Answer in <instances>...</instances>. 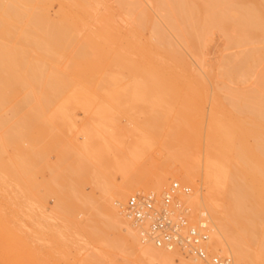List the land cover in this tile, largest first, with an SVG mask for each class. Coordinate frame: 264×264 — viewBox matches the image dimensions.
<instances>
[{"label": "bare ground", "instance_id": "bare-ground-1", "mask_svg": "<svg viewBox=\"0 0 264 264\" xmlns=\"http://www.w3.org/2000/svg\"><path fill=\"white\" fill-rule=\"evenodd\" d=\"M53 1L0 0V182L13 179V194L37 207L42 183L57 198L56 216L43 213V205L41 214L30 215V227L18 215L34 210L23 211V201L3 186V205L14 213L0 205V264H68L70 243L81 239L96 249L76 255L73 264H103L118 251L119 264H210L158 246L126 214L128 194L163 189L172 178L190 183L180 202L194 224L207 225L211 253L228 256L230 264H264V129L241 125L236 150L234 117V82L256 69L264 91V0H113L116 10L110 0H59L55 14ZM217 31L243 53L219 64L218 88L227 95L215 98L207 119L208 81L179 42L201 59ZM240 108L264 121L263 108ZM76 109L90 120L77 128L80 143L67 137L76 129ZM122 117L146 135L122 142L121 131H132ZM205 125V152L196 159L191 150ZM114 140L122 146L109 155ZM155 143L168 153H152ZM52 151V178L40 182L36 173L49 165ZM109 160L122 178L111 189ZM87 177L101 198L74 186ZM73 196L81 201L78 214Z\"/></svg>", "mask_w": 264, "mask_h": 264}, {"label": "rangeland", "instance_id": "rangeland-1", "mask_svg": "<svg viewBox=\"0 0 264 264\" xmlns=\"http://www.w3.org/2000/svg\"><path fill=\"white\" fill-rule=\"evenodd\" d=\"M113 0H110L108 3H109V6L111 7L112 6V9L116 10L117 7H118V4L117 2L113 1V3H110L112 2ZM60 7V2L59 0H54L53 1V4H52V7H51V12L54 13L55 11L58 12V9ZM55 12V13H57ZM54 13V14H55ZM127 26L129 27L130 25L127 24ZM218 32V31H217ZM215 32L213 34V36L209 39V41L207 42V45L205 46L204 48V55L203 57L200 59L199 57H197L196 55H194V53L192 52V50H190L188 48V46H186L185 44L179 42L178 38H176V40L179 42L180 44V47L182 49V51L186 54V56L188 57V59L194 63V66H197V67H201V71L203 73V76L207 79L208 81V101L206 103V114H207V119L211 113V110L213 108V104H214V100L217 96L221 97L222 99H225L226 98V90L222 89V88H218L219 85H221L222 81H223V78L222 76L220 75L221 73V70L219 68V64L222 62V60L224 59L225 56H227L228 54H231V53H235L236 55L240 56L243 52L241 50L240 47H230L228 46L227 44V41H226V38L222 35H220V33L218 32ZM145 36L149 37V32L145 34ZM175 37V36H174ZM247 78H243L241 80H237L236 83L234 82V103H235V107H234V117H235V123H236V132H237V136H236V150H238L237 148L239 147L238 144H240L239 142V137H240V130H241V125L245 124V125H251V124H256L258 123L259 124V130L260 131H263L264 129V121L262 119H259L258 121L255 119L254 115L252 114L251 117H249V113H246L244 112L243 110H241L240 106L242 105H253L255 106L256 108H259L261 107V109L263 108L264 109V91L262 89V87L258 84L257 82V78H258V71H255L252 70V72H250L249 76L247 75L246 76ZM259 103V104H258ZM260 105V106H259ZM75 115L76 118L75 120V123L77 125H75L76 129L74 130L73 129V132L72 131H67V137H70V136H75L76 137V140L78 143L82 142L84 140V134L80 131V129H77V128H81L84 124H87L89 123V114L83 110V109H76L75 110ZM78 115V116H77ZM75 117V116H74ZM144 116L142 115L141 118H143ZM78 120V121H77ZM123 126L127 127V128H131L132 131H127V130H124V131H121V138L122 139V142H132V140L136 139V138H139V137H143L144 135H146L144 133V131L142 129H140L139 127L135 128L136 126V122L127 118V117H122L121 118V122H120ZM207 124V123H206ZM78 126V127H77ZM77 130L79 131L77 133ZM206 131H207V126L205 125V128H204V134L202 136L201 139H197L196 140V143L194 144L195 146H193V149L191 150V155L194 156V158L198 159L200 158L201 156L204 155V152H205V144H206V140H205V134H206ZM71 134V135H70ZM32 136L35 138H37L39 136V130L37 128H33L32 129ZM32 140L30 143L32 144V146L34 148L37 147V141L36 140ZM247 141L250 143V144H253L255 142V138L254 136H248L247 137ZM27 144V143H26ZM25 144V145H26ZM122 146L121 142L119 140H114V144L111 143V148L112 149H108L107 152L109 155H114V153H118L119 151V147ZM13 150V149H12ZM238 152V151H236ZM152 153H154L156 156H160L161 153L163 154H167L168 151L165 147L161 146L159 143H155L154 144V147H153V150H152ZM238 154V153H237ZM7 157V155H6ZM48 166L46 168H44V170L42 169V171H39L38 173H36V179L40 182H46L48 180H50L52 178V173H51V166L54 165L56 162H57V154L56 152H50L48 153ZM111 160H109L108 164H107V181H106V185L108 188L111 189V187L113 186L112 182L114 181L116 184L120 183V181L122 180L121 178V174L119 171H117L111 164ZM175 166H177L179 168V163L176 162L174 163ZM0 175H2L0 173ZM1 178V176H0ZM2 179V178H1ZM0 179V181H1ZM11 181V182H10ZM13 179H9V183H8V180H6V182L8 183L7 185L4 184V180L2 182H0L1 184V189L0 191L1 192H6L8 191L11 192L9 193V196L8 197H16L18 198L19 202H21L22 206L21 207L23 209V211L26 209V205H27V208L28 209H33L34 211L30 210L28 211L27 209L22 212V214L18 215V219L21 220V222L23 221L24 223H27V224H30L29 226L31 227V222H32V217L30 215H32L33 212H35L36 214L33 215L34 216H38L41 212L37 211L38 209H41L43 207V205L45 206V210L43 211V209H41V211L43 213H51L50 215H54L56 216V196L54 194H51V193H48L45 186H42V184H40L41 187H39L38 189L40 190L39 192L42 193V195L44 196H41L42 198V201H43V205L41 207V205L38 203V207L35 205V201L33 200H29L32 203H34V205L32 206L31 204L29 205V201L25 198H21V196L19 197V195L17 194H13L15 193V189L17 190V185L16 183L13 181ZM173 181H177L175 180V178L171 179L169 182H168V185L165 186L163 189H155V188H146V189H142L141 191L142 192H150V191H155L157 192L158 194H162V191H164ZM178 181L184 185H187V186H190V183H188L187 181H184V180H181V179H178ZM3 183V185H2ZM13 183V186H15L13 188V186L11 185ZM10 184V185H9ZM76 185V186H75ZM3 186H5L4 188L6 189L7 186H9L8 188H10L9 190H3ZM74 186L75 187H78L79 189H81V191L83 192H94L95 195H97L99 198H101V195L103 194V191L97 187L96 183L94 182V178L92 177H87L85 179H82L81 181H79L77 184L74 183ZM12 187V188H11ZM191 187V186H190ZM108 189V190H110ZM14 190V191H13ZM132 193L128 194V196L126 197L125 201H127V199L129 198V196L131 195ZM11 195V196H10ZM14 195V196H13ZM104 195V194H103ZM79 196H73V199L72 201H74V204H75V208L73 210L74 213L78 214L80 213L81 209H80V203L81 201L79 200L78 198ZM105 197H109L108 196H105ZM15 198V200H17ZM20 198V199H19ZM25 199V200H24ZM8 201V199L5 197V196H2V194L0 193V205H3L4 204V201ZM6 201V202H7ZM27 202V204H26ZM29 202V203H28ZM29 205V206H28ZM4 206V205H3ZM6 206V205H5ZM4 206V207H5ZM32 206V207H31ZM36 206V207H35ZM12 207V205H11ZM11 207L9 206H6L5 209L7 211V214L8 213H12L14 210H11ZM41 207V208H40ZM36 208V209H35ZM10 209V210H9ZM32 211V212H31ZM37 211V212H36ZM31 212V214L29 213ZM55 213V214H52V213ZM14 213V212H13ZM47 213V214H48ZM8 214V215H10ZM24 214V215H23ZM29 214V215H28ZM46 215V214H45ZM49 215V216H50ZM50 216V220H48L47 218V221L48 222H51V223H54V221L56 222V217H51ZM84 214H81L79 217H83ZM47 217V216H46ZM54 221H53V220ZM31 221V222H30ZM33 223V222H32ZM28 227V229L31 230V228ZM71 238V237H70ZM75 241V240H74ZM83 240H78L77 242H71L70 244L71 245H75V247L77 249H74V248H71V250L69 251V256H70V260H69V263L68 264H73L74 260H75V256L76 255H79L81 257H86L88 256L90 253H92L94 251V249H96V244L89 241V242H85V240L82 242ZM82 243V244H79V243ZM78 246L81 245V246ZM73 247V246H72ZM0 251H1V248H0ZM116 261V264L120 262V259H121V252H117L116 255H111L110 257H108L105 261V263L103 264H106V262L109 264L112 263L113 260ZM60 264H66L65 262H61ZM102 264V263H101ZM154 264H157L156 262H154Z\"/></svg>", "mask_w": 264, "mask_h": 264}, {"label": "built area", "instance_id": "built-area-1", "mask_svg": "<svg viewBox=\"0 0 264 264\" xmlns=\"http://www.w3.org/2000/svg\"><path fill=\"white\" fill-rule=\"evenodd\" d=\"M190 188L173 181L162 194L155 191L136 192L125 206L130 219L144 227V235L155 244L184 253L210 264H230L228 256L208 250L209 233L205 223L194 224L189 210L180 202L181 193Z\"/></svg>", "mask_w": 264, "mask_h": 264}]
</instances>
